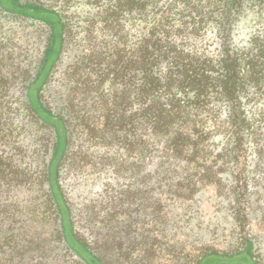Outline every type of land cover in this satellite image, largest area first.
Instances as JSON below:
<instances>
[{"label": "trees", "instance_id": "obj_1", "mask_svg": "<svg viewBox=\"0 0 264 264\" xmlns=\"http://www.w3.org/2000/svg\"><path fill=\"white\" fill-rule=\"evenodd\" d=\"M8 1L21 14L50 26L53 43L46 50L39 79L44 75L46 83L52 82L57 61L72 46L66 43L72 32L70 15L18 6L13 0H0V8L9 9ZM75 4L85 42L77 43L78 59L72 63L75 95L60 113H52L41 95L32 103L29 67L25 75L15 77L9 75L13 62L0 59V186H29V172L16 157L29 156V143L22 142L27 138L30 107L33 123L48 131L55 147L40 177L46 183L58 238L75 255L71 263L104 264L71 230L76 215L61 181L71 172L82 183L92 170L107 173L155 166L161 173L188 179L184 182L188 194L179 201L193 199L202 186L222 184L217 175L228 174L224 186L230 188L238 217L245 220L240 209L247 202L249 175L264 172V37L234 43L232 31L247 10L264 13V0ZM95 28L102 30L101 44L87 43ZM15 79L17 95L12 93ZM191 176L199 178L193 181ZM14 205L0 206V264H29V233L24 232L29 228L16 226ZM251 246L233 255L207 253L197 264H259ZM38 256L30 264H46V258ZM50 262L61 264L63 259Z\"/></svg>", "mask_w": 264, "mask_h": 264}, {"label": "rangeland", "instance_id": "obj_2", "mask_svg": "<svg viewBox=\"0 0 264 264\" xmlns=\"http://www.w3.org/2000/svg\"><path fill=\"white\" fill-rule=\"evenodd\" d=\"M76 1L86 7L93 3V0H13L18 6L58 10L72 19V32L66 41L72 46L62 61H57L60 65L50 83L44 81V75L39 79L46 50L53 43L50 26L21 14L19 7L12 8V1L6 2L10 10L0 8V59L13 62L9 75L15 77L25 75L29 67L30 100L36 104L41 95L43 104L55 114L75 95V84L70 83V75L75 73L72 63L78 59L77 43L85 42L81 36L86 31L80 26L81 19L75 16ZM232 33L234 43H250L256 35L263 38L264 13L247 10ZM90 34L87 43H103L102 30L95 28ZM17 82L15 79L12 87L15 95L19 90ZM118 86L121 91L123 84ZM111 95L110 92L107 96ZM27 128V138L22 144L29 143V156L15 157L29 172V186H0V206L15 204L16 226L29 228V232L24 230L29 233V264L34 255L32 263L41 255L46 258V264L56 258L63 259L61 264H75L70 262L75 258L73 251L60 241L55 231L46 201V183L42 184L40 177L43 166L54 157L55 147L51 146L48 131L33 123L30 107ZM155 168L129 170L132 172L122 168L107 173L92 170L88 172L90 178L84 180L86 185L84 181L79 183L73 172L66 179L62 175L72 214L76 215L71 230L104 264H197L204 254L233 255L249 245L254 258L264 264V172L249 175L247 202L240 209V213L247 215L244 220L238 217L230 188L224 186L230 175H217L222 178V184L202 186L193 199L179 201V197L188 194L184 184L188 179H182L181 174H164ZM61 172H65V166ZM197 178L191 176L193 181ZM71 180L76 184L71 185Z\"/></svg>", "mask_w": 264, "mask_h": 264}]
</instances>
